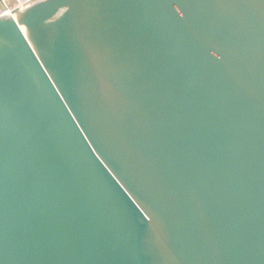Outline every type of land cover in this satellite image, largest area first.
<instances>
[{"label":"water","instance_id":"95a60500","mask_svg":"<svg viewBox=\"0 0 264 264\" xmlns=\"http://www.w3.org/2000/svg\"><path fill=\"white\" fill-rule=\"evenodd\" d=\"M6 14L0 264H264V0Z\"/></svg>","mask_w":264,"mask_h":264},{"label":"built area","instance_id":"2783aa9c","mask_svg":"<svg viewBox=\"0 0 264 264\" xmlns=\"http://www.w3.org/2000/svg\"><path fill=\"white\" fill-rule=\"evenodd\" d=\"M37 1L39 0H10L11 4L8 5L6 0H1L0 3L3 6L4 12L11 13L14 9H18L23 12Z\"/></svg>","mask_w":264,"mask_h":264},{"label":"rangeland","instance_id":"374dc122","mask_svg":"<svg viewBox=\"0 0 264 264\" xmlns=\"http://www.w3.org/2000/svg\"><path fill=\"white\" fill-rule=\"evenodd\" d=\"M6 3H7L8 5L11 4V3H10V0H6ZM3 12H4L3 6H2V4L0 3V13H3Z\"/></svg>","mask_w":264,"mask_h":264},{"label":"bare ground","instance_id":"6f19581e","mask_svg":"<svg viewBox=\"0 0 264 264\" xmlns=\"http://www.w3.org/2000/svg\"><path fill=\"white\" fill-rule=\"evenodd\" d=\"M6 15H9V16H11V13L9 14V13H7ZM20 14H18V15H12L11 17L14 19V21L16 22V24H17V17L19 16ZM18 25V24H17Z\"/></svg>","mask_w":264,"mask_h":264}]
</instances>
